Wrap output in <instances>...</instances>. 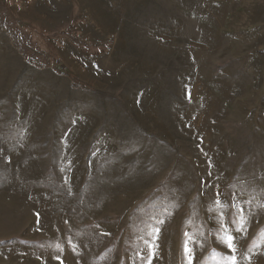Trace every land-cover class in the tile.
Here are the masks:
<instances>
[{
    "label": "rangeland",
    "instance_id": "1",
    "mask_svg": "<svg viewBox=\"0 0 264 264\" xmlns=\"http://www.w3.org/2000/svg\"><path fill=\"white\" fill-rule=\"evenodd\" d=\"M233 255L264 264V0H0V264Z\"/></svg>",
    "mask_w": 264,
    "mask_h": 264
},
{
    "label": "snow or ice",
    "instance_id": "2",
    "mask_svg": "<svg viewBox=\"0 0 264 264\" xmlns=\"http://www.w3.org/2000/svg\"><path fill=\"white\" fill-rule=\"evenodd\" d=\"M222 239L227 244L228 248L234 253L236 251L233 245L234 238L230 234L226 233ZM231 261L232 264H236V257L234 255L231 257Z\"/></svg>",
    "mask_w": 264,
    "mask_h": 264
}]
</instances>
